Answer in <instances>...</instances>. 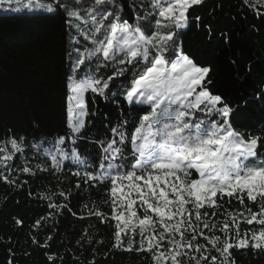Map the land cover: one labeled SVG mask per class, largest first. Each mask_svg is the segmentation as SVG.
Returning <instances> with one entry per match:
<instances>
[{"label":"snow or ice","instance_id":"obj_1","mask_svg":"<svg viewBox=\"0 0 264 264\" xmlns=\"http://www.w3.org/2000/svg\"><path fill=\"white\" fill-rule=\"evenodd\" d=\"M203 2L140 0L143 14L135 13V22L129 23L118 0H0L4 11L53 14L63 9L68 28L76 33L66 84L68 133L43 149L51 167L39 162L32 167L26 158L17 166L24 138L8 137L0 142V179L15 185L20 174L60 172L71 161L77 188L79 181L90 188L109 185L100 191L109 196L111 215L95 206L88 215L102 223L114 221L113 248L145 252L152 264H236L233 249L264 252L262 137L245 138L233 128V109L209 87L211 68L197 65L180 41L188 10ZM243 3L264 14V0ZM146 21L150 34L143 27ZM125 76L128 80L118 86L124 101L147 111L134 129L127 121L112 127L111 138L99 141V159L88 161L76 147L90 115L88 94L107 99L112 82ZM40 198L57 211L67 207L52 203L50 195ZM233 201L240 207H226Z\"/></svg>","mask_w":264,"mask_h":264},{"label":"trees","instance_id":"obj_2","mask_svg":"<svg viewBox=\"0 0 264 264\" xmlns=\"http://www.w3.org/2000/svg\"><path fill=\"white\" fill-rule=\"evenodd\" d=\"M118 2L129 23L135 22V13L143 14L140 0ZM187 15L188 27L180 33L185 54L197 65L211 68L209 87L233 109V128L245 138L260 135L258 151L264 153V14L257 15L243 0H204ZM66 19L63 9L53 14L0 12V142L24 138V156L14 161L20 167L26 158L32 167L39 162L50 168L43 149L68 133L66 84L72 73L70 54L75 55L72 39L76 33ZM143 27L151 33L149 22ZM102 74L108 73L102 70ZM128 78L114 80L107 99L88 94L90 115L76 145L82 158L98 160L99 141L111 138V128L127 121V127L134 129L147 111L130 108L124 101L118 86ZM66 148L70 150L71 144ZM76 170L71 161H65L63 171L20 174L15 185L0 179V264H90L93 260L95 264H152L145 252L113 248L114 221L102 223L99 217L88 215L94 206L111 215L110 203H106L109 196L100 191L109 185L90 188L79 181L77 188L78 179L72 174ZM17 174L12 172L13 177ZM61 191L70 194L67 200L58 195ZM42 194L67 207L62 211L49 207ZM226 207L240 205L233 201ZM232 255L236 264H264V252L254 253L251 248L233 249Z\"/></svg>","mask_w":264,"mask_h":264},{"label":"rangeland","instance_id":"obj_3","mask_svg":"<svg viewBox=\"0 0 264 264\" xmlns=\"http://www.w3.org/2000/svg\"><path fill=\"white\" fill-rule=\"evenodd\" d=\"M0 12L6 13V12H14V11H4L3 9H0Z\"/></svg>","mask_w":264,"mask_h":264}]
</instances>
